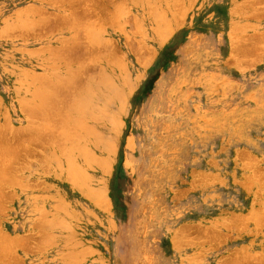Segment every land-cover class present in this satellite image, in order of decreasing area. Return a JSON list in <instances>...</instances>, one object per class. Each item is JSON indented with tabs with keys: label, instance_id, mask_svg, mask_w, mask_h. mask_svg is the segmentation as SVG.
<instances>
[{
	"label": "rangeland",
	"instance_id": "obj_1",
	"mask_svg": "<svg viewBox=\"0 0 264 264\" xmlns=\"http://www.w3.org/2000/svg\"><path fill=\"white\" fill-rule=\"evenodd\" d=\"M0 156V264H264V0H0Z\"/></svg>",
	"mask_w": 264,
	"mask_h": 264
},
{
	"label": "bare ground",
	"instance_id": "obj_2",
	"mask_svg": "<svg viewBox=\"0 0 264 264\" xmlns=\"http://www.w3.org/2000/svg\"><path fill=\"white\" fill-rule=\"evenodd\" d=\"M125 1V0H124ZM64 2V1H63ZM67 2V1H66ZM112 2V1H111ZM62 3V2H61ZM167 3V2H166ZM87 4V3H86ZM188 4V3H187ZM112 5V4H111ZM167 5V4H166ZM184 5V4H183ZM83 7V6H82ZM89 7V6H88ZM152 7V6H151ZM86 9V8H85ZM114 9V8H113ZM126 9V8H125ZM91 10V9H90ZM117 11V10H116ZM157 11V10H156ZM91 12V11H90ZM89 12V13H90ZM88 13V12H87ZM95 13V12H94ZM118 13V12H117ZM86 14V13H85ZM96 14V13H95ZM116 14V13H115ZM149 14V13H148ZM162 14H164V12H162ZM154 15V14H153ZM43 16V15H42ZM100 16V15H99ZM159 16V15H158ZM75 17V16H74ZM97 17V16H96ZM41 18V17H40ZM58 18H59V16H58ZM57 18V19H58ZM159 18V17H158ZM163 18V17H162ZM61 19H63V18H61ZM45 20V19H44ZM61 21V20H60ZM59 22V21H58ZM62 22V21H61ZM61 22H59L60 24H62ZM41 23V22H40ZM39 23V24H40ZM88 23H90V22H88ZM92 23V22H91ZM168 23V22H167ZM99 24V23H98ZM128 24V23H127ZM93 25V24H92ZM40 26V25H39ZM41 27H42V25H41ZM86 27V26H85ZM93 28V27H92ZM82 29H83V27H82ZM81 31V30H80ZM75 32V31H74ZM77 32V31H76ZM157 32V31H156ZM87 35V34H86ZM49 36V35H48ZM104 42V41H103ZM89 43V42H88ZM90 46H91V44H90ZM93 46V45H92ZM98 47V46H97ZM255 47V46H254ZM111 49V48H110ZM43 50V49H42ZM86 50V49H85ZM84 51V50H83ZM45 52V51H44ZM87 52H88V50H87ZM92 53V52H91ZM70 54V53H69ZM65 55V54H64ZM65 57V56H64ZM67 57V56H66ZM73 57V56H72ZM70 58V57H69ZM79 58V57H78ZM81 58V57H80ZM85 58V57H84ZM44 59V58H43ZM110 59V58H109ZM89 60V59H88ZM97 60V59H96ZM61 61V60H60ZM68 61H69V59H68ZM49 62V61H48ZM70 62V61H69ZM82 62V61H81ZM118 64H117V66L120 64L119 62H117ZM116 66V67H117ZM120 66V65H119ZM101 67V66H100ZM99 67V68H100ZM118 68H120L121 69V67H118ZM117 68V69H118ZM102 69V68H101ZM122 69H123V67H122ZM102 72V71H101ZM119 72V71H118ZM33 74V73H32ZM71 75V74H70ZM103 75V74H102ZM28 76V75H27ZM40 76V75H39ZM73 76V75H72ZM109 76V75H108ZM38 77V76H37ZM26 78V77H25ZM106 78H107V73H106ZM39 79V78H38ZM42 79V78H41ZM45 79V78H44ZM108 79V78H107ZM106 79V80H107ZM74 80V79H73ZM40 81V80H39ZM108 81V80H107ZM109 81H110V83L112 84L113 82L109 79ZM26 82V81H25ZM37 82V81H36ZM33 83V82H32ZM104 83H106V82H104ZM109 83V84H110ZM30 84V83H29ZM69 85V84H68ZM34 86V85H33ZM38 86V85H37ZM74 86V85H73ZM111 86V85H110ZM96 87V86H95ZM46 88H47V86H46ZM109 88V87H108ZM44 89V88H43ZM89 90V89H88ZM110 90V89H109ZM38 91V90H37ZM104 91V90H103ZM111 91V90H110ZM109 91V92H110ZM36 92V91H35ZM43 92V91H42ZM55 92V91H54ZM86 92H88V91H86ZM32 94V96H33V93H31ZM42 94H46V93H42ZM109 94V93H108ZM117 94H119V93H117ZM104 95V94H103ZM80 96V95H79ZM88 96V95H87ZM36 97V96H35ZM34 97V98H35ZM41 97V96H40ZM43 97V96H42ZM41 97V98H42ZM46 97V96H45ZM76 97V96H75ZM100 97V96H99ZM103 97H105V96H103ZM109 97V96H108ZM107 97V98H108ZM114 97V96H113ZM116 97V96H115ZM38 98V97H37ZM44 98V97H43ZM46 98H49V97H46ZM61 99V98H60ZM102 99V98H101ZM109 99V98H108ZM107 99V100H108ZM27 100V99H26ZM38 101H40L39 99H37ZM46 100H48V99H46ZM81 100V99H80ZM90 100H92L93 101V99H90ZM49 101V100H48ZM76 101V100H75ZM112 101V100H111ZM45 102V101H44ZM108 102H109V100H108ZM49 103V102H48ZM80 103V102H79ZM81 103H82V101H81ZM103 104H104V102H102ZM25 104V103H24ZM45 104V103H44ZM87 104V103H86ZM85 104V105H86ZM109 104V103H108ZM41 105H42V107H43V104H42V102H41ZM36 106H38V105H36ZM80 106V105H79ZM81 107V106H80ZM96 107V106H95ZM97 107H99V106H97ZM96 107V108H97ZM35 108V107H34ZM39 108V107H38ZM41 108V107H40ZM39 108V109H40ZM77 108V107H76ZM81 108H84V107H81ZM102 108V107H101ZM75 109V108H74ZM87 109V108H86ZM31 110V109H30ZM47 110H48V108H47ZM99 110V109H98ZM106 110V109H105ZM33 111H34V109H33ZM32 111V112H33ZM54 111V110H53ZM101 111V110H100ZM102 111H103V109H102ZM101 111V112H102ZM44 112V111H43ZM42 112V113H43ZM88 112V111H87ZM98 112V111H97ZM45 113V112H44ZM73 113V112H72ZM83 113H84V111H83ZM100 113V112H99ZM85 114V113H84ZM89 114V113H88ZM101 114V113H100ZM105 114V116H106V113H104ZM41 115V114H40ZM57 115V114H56ZM109 115V114H108ZM31 116V115H30ZM103 116V115H102ZM110 116V115H109ZM33 117V116H32ZM111 117V116H110ZM72 118V120H73V117H71ZM76 118V117H75ZM103 119H105L104 117H103ZM109 119V118H108ZM113 119V118H112ZM115 120V119H114ZM32 121H34V120H32ZM43 121V120H42ZM49 121V120H48ZM102 121V120H101ZM113 121V120H112ZM45 121H43V123H44ZM67 122V121H66ZM33 123V122H32ZM37 123V122H36ZM112 124H113V122H112ZM42 125H44V124H42ZM49 125V124H48ZM77 126V125H76ZM30 127V126H29ZM40 127H42L41 125H40ZM45 127V126H44ZM78 127V126H77ZM82 127V126H81ZM35 128V127H34ZM46 128V127H45ZM70 128V127H69ZM32 129V128H31ZM41 129V128H40ZM43 129V128H42ZM34 130V129H33ZM61 130V129H60ZM59 130V131H60ZM32 131V130H31ZM39 131V130H38ZM58 131V130H57ZM83 131V130H82ZM48 132V131H47ZM87 132V131H86ZM41 133V132H40ZM52 133H53V130H52ZM59 133V132H58ZM62 133V132H61ZM84 133V132H83ZM80 134V133H79ZM79 134H78V137H79ZM44 135V134H43ZM57 135V134H56ZM64 135H65V133H64ZM66 135H69L68 133H66ZM85 135V134H84ZM63 136V135H62ZM72 136H74V135H72ZM87 136V135H86ZM69 137V136H68ZM77 137V138H78ZM54 138H56V137H54ZM66 138V137H65ZM75 138V137H74ZM81 138V137H80ZM48 139V138H47ZM83 139V138H82ZM85 139V138H84ZM94 139H96V138H94ZM67 140V139H66ZM75 140V139H74ZM80 140V139H79ZM32 141V140H31ZM58 141V140H57ZM81 141V140H80ZM96 141V140H95ZM60 141H58V143H59ZM38 143V142H37ZM57 143V144H58ZM23 144V143H22ZM43 144V143H42ZM60 144H61V142H60ZM24 145V144H23ZM52 145V144H51ZM59 145V144H58ZM77 145V144H76ZM28 146V145H27ZM73 146V145H72ZM80 146V145H79ZM96 147V146H95ZM6 148V147H5ZM64 148V147H63ZM61 149V148H60ZM54 150V149H53ZM65 150V149H64ZM50 151V150H49ZM80 151H81V149H80ZM2 152H4V151H2ZM62 150H61V153L60 154H62ZM68 152V151H67ZM80 153V152H79ZM67 154V153H66ZM2 155V154H1ZM7 156V155H6ZM1 157V156H0ZM55 157V156H54ZM68 157V156H67ZM14 159V158H13ZM73 159H74V157H73ZM2 160H3V158H2ZM51 160V159H50ZM53 160V159H52ZM55 160V159H54ZM70 160V159H69ZM88 160V159H87ZM90 160V159H89ZM69 162V161H68ZM92 162V161H91ZM5 163V162H4ZM57 164H58V162H57ZM68 164V163H67ZM66 164V165H67ZM71 164V163H70ZM87 164V163H86ZM102 165V164H101ZM104 165V164H103ZM61 166H62V164H61ZM68 166H69V164H68ZM72 166H70V168H71ZM75 167H76V165H75ZM58 168V167H57ZM60 168V167H59ZM68 167H66V169H67ZM70 168H68V169H70ZM70 170H68V172H69ZM71 171H72V173H73V169H71ZM74 174V173H73ZM56 175V174H55ZM71 175V174H70ZM3 176V175H2ZM85 177V176H84ZM73 180V179H72ZM98 196V195H97ZM96 205V204H95ZM252 209V208H251ZM262 216H263V214H262ZM235 217V216H234ZM232 223V222H231ZM230 223V224H231ZM11 246H12V244H11ZM236 256V255H235ZM245 257V256H244ZM253 257H255V256H253ZM247 260H248V258H247ZM261 261V260H260ZM239 262V261H238ZM236 263V262H235Z\"/></svg>",
	"mask_w": 264,
	"mask_h": 264
}]
</instances>
